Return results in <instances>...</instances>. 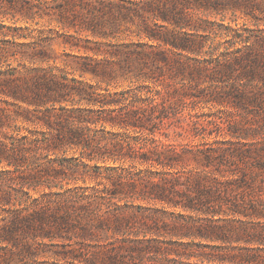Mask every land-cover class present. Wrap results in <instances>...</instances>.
I'll return each mask as SVG.
<instances>
[{
    "label": "trees",
    "instance_id": "obj_1",
    "mask_svg": "<svg viewBox=\"0 0 264 264\" xmlns=\"http://www.w3.org/2000/svg\"><path fill=\"white\" fill-rule=\"evenodd\" d=\"M85 11L93 14L90 22L95 32L103 33L105 38L122 40L110 42V47L103 51L112 58H106L103 70L98 66L101 61L88 65L83 60L78 65L79 61L56 58V43L78 45L69 40L71 34L66 28L76 27L75 17ZM45 16L55 18L60 28L30 25L39 24L38 19ZM6 17H11L10 24L5 21ZM240 18L245 19L243 23ZM19 19L25 24H18ZM90 27L82 26L83 29ZM224 41L229 43L223 45ZM212 63L216 69L209 71ZM134 64L140 67V73H145L143 80L154 77L150 72L154 73L155 69L167 66L182 75L183 81L190 79L198 83L211 72L228 73L238 67L248 80L236 86L237 104L247 96L258 102V106H264V0H0V164L22 171L19 179L11 175L10 168L0 171L1 178L8 183L7 187L0 186V205H15L8 230L0 231L1 241L15 243L23 235L36 238L34 226L44 221L61 225L70 222L73 213L70 203L39 206L40 200L24 190L29 180L58 178L65 173L63 164L40 163L39 154L76 144L88 149L91 158L104 157L109 152L122 159L175 167L179 152L171 151L165 144L149 146L146 135L152 131V122L165 116L166 101H159L151 94L150 87L145 90V85L110 89L113 83H118V71ZM77 71L81 77L93 73L96 82L70 76ZM121 75L127 79L125 73ZM214 99L221 101L216 96ZM96 110H108V116L97 117ZM99 124L102 129L106 124L119 125L133 133L125 131L102 149L97 145L99 138L94 130ZM28 166L29 172L35 171L24 173L21 168ZM170 169L154 177L134 173L120 174L118 179L114 174L111 177L115 189L128 191L127 196L208 215L180 216L170 221L153 219L156 225L150 224L151 229L163 221L160 225L169 226L179 239L122 238L103 250V263L264 264V229L253 228L254 232H249L247 228L254 224L235 217L247 214L243 206L233 203L223 209L227 204L223 197L225 190L209 175L189 174L182 180V174ZM25 192L28 199L23 196ZM61 206L65 207L64 213L56 210ZM87 206L81 204L86 213L78 217H85L91 223L103 220V225L112 230H121L137 216L135 212L126 216L109 210L102 216L96 210L88 211ZM220 213L234 217L217 216ZM185 237L191 241L185 242ZM198 237L228 245L245 240L257 246H243L235 251L228 245H215L217 252L209 255L199 250L203 243L193 242ZM33 244L27 239L23 252L32 250ZM3 253L0 252V264L6 263L1 258ZM71 253L72 258H81L75 251Z\"/></svg>",
    "mask_w": 264,
    "mask_h": 264
},
{
    "label": "rangeland",
    "instance_id": "obj_2",
    "mask_svg": "<svg viewBox=\"0 0 264 264\" xmlns=\"http://www.w3.org/2000/svg\"><path fill=\"white\" fill-rule=\"evenodd\" d=\"M92 17L93 14L86 11L75 17L76 27L66 30L71 34L69 40H74L78 45L56 43L54 45L56 58L79 61L80 63H76L78 65L82 64L83 60H86L88 65L101 61L98 66L103 70V62L106 58L112 59L110 56H105L103 51L110 47V42L116 43L122 40L117 37L105 38L103 33L95 32L92 29L93 23L90 22ZM38 20L39 24L30 22V25L47 29L53 27L55 30L60 28L55 18L51 20L49 16H45ZM244 20L240 18L239 21L243 23ZM5 21L10 24L11 17H6ZM17 23L25 24V21L19 19ZM248 24L252 25V22L248 20ZM82 26L91 27L83 29ZM63 39L64 37L61 36L60 40ZM228 43L224 41L223 45ZM213 66L214 63L209 65V71L216 69ZM139 68L134 64L131 68L119 70L118 83H113L110 89L120 90L145 85L147 86L145 90L150 87L151 94L156 95L159 101H166L165 116L155 119L151 124L152 131L149 130L146 135L149 146L165 144L171 148V151L176 149L179 152L175 167L170 169L156 162L122 159L121 156L109 152H106L107 156L91 158L92 154L88 149L76 144L66 145L56 152L39 154L40 163L50 166L63 164L65 173L58 178L29 180L25 183L24 190L30 192L29 195L33 198L40 200L39 206L70 203L69 208L73 213L68 225L44 221L34 226L37 230L36 238L29 236L25 238L23 235L15 243L0 239V252H4L1 258L6 260L3 264H104L103 250H107L122 238L158 237L165 241L179 239V236L172 234L169 226H161L163 221H159L157 227L151 229L156 225L153 219L165 218L170 221L180 216L208 215L203 211L170 206L152 199L127 196L128 191L123 193L115 189L111 174L117 176V179L120 174L123 176L131 173L136 176L143 174L144 177H154L170 169L173 173L178 171L182 174V180L189 174H207L212 180L216 179L225 190L223 197L227 204L223 205V209L226 210L233 203H239L247 214H237L235 217L248 224H254V227L247 230L254 232L253 228L264 229V106H258V102L247 96L242 97L240 104H237L236 86L240 82L246 83L248 77L242 73L241 68L236 67L228 73L214 71L212 74L211 72L198 83L190 79L183 81L180 77L182 75L163 66L155 69L154 73L150 72L154 77L143 80L145 73H140L142 70ZM123 73L126 74L127 79L121 75ZM73 75L93 83L97 80L90 72L82 77L80 71L70 73V76ZM215 96L221 101L215 100ZM94 115L108 116V110H96ZM22 130L26 131L25 128ZM94 130L97 131L99 138L97 145L102 149L109 147L106 143L122 136L125 131L133 133V130H125L119 125L112 124H106L104 129L99 124ZM8 168L14 169L13 166L0 164V171ZM40 168L41 166L38 167ZM21 169L26 174L35 171L29 172L30 166ZM21 172L13 170L11 175L19 179L18 175ZM1 177L0 186L7 187L8 183ZM29 195L25 192L23 196L28 199ZM81 204H88V211L96 210L102 216L106 215L108 210L126 216L130 212H135L137 216L121 230H112L108 225H103V220L99 223L94 220L91 223L85 217H78L79 214L86 213ZM14 206V204L0 205V231L8 230L7 224L14 213ZM62 206L56 208L60 213H64L65 210ZM117 206H119L118 210ZM217 216L234 217L225 213ZM27 239L33 241V249L23 252V243ZM183 240L191 241L190 237H185ZM193 242L203 243L199 250L209 252V255L211 252H217L215 245L222 247L228 245L223 241H211L199 237L194 238ZM248 245L257 246L245 240H236L227 247L238 251L239 247ZM73 251L81 258H72ZM193 260H196V257Z\"/></svg>",
    "mask_w": 264,
    "mask_h": 264
}]
</instances>
